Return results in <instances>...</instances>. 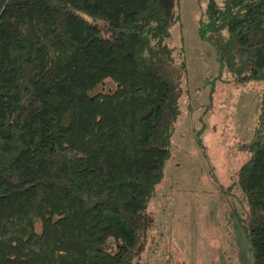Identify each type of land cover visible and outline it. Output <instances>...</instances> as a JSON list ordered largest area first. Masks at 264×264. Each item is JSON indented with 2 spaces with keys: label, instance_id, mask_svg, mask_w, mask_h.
I'll return each instance as SVG.
<instances>
[{
  "label": "trees",
  "instance_id": "obj_1",
  "mask_svg": "<svg viewBox=\"0 0 264 264\" xmlns=\"http://www.w3.org/2000/svg\"><path fill=\"white\" fill-rule=\"evenodd\" d=\"M177 3L0 0V264H138L186 70L165 42ZM204 17L220 66L264 80V0H209ZM247 150L232 212L264 264V90Z\"/></svg>",
  "mask_w": 264,
  "mask_h": 264
},
{
  "label": "rangeland",
  "instance_id": "obj_2",
  "mask_svg": "<svg viewBox=\"0 0 264 264\" xmlns=\"http://www.w3.org/2000/svg\"><path fill=\"white\" fill-rule=\"evenodd\" d=\"M208 1L178 0L180 21L165 40L186 70L171 154L147 206L154 225L141 241L138 264H252L249 241L232 212L244 218L246 203L233 183L250 155L264 80L238 83L220 66L198 33ZM115 86L105 79L95 91ZM101 248L110 250L108 244Z\"/></svg>",
  "mask_w": 264,
  "mask_h": 264
}]
</instances>
